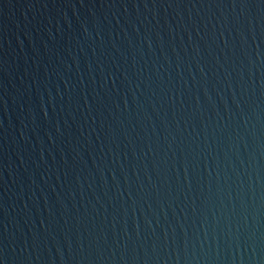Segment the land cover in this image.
Instances as JSON below:
<instances>
[{
    "label": "water",
    "instance_id": "water-1",
    "mask_svg": "<svg viewBox=\"0 0 264 264\" xmlns=\"http://www.w3.org/2000/svg\"><path fill=\"white\" fill-rule=\"evenodd\" d=\"M0 264H264V0H0Z\"/></svg>",
    "mask_w": 264,
    "mask_h": 264
}]
</instances>
